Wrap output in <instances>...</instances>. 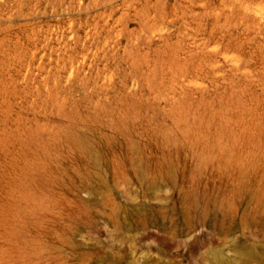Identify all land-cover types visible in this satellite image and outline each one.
<instances>
[{
  "label": "rangeland",
  "instance_id": "1",
  "mask_svg": "<svg viewBox=\"0 0 264 264\" xmlns=\"http://www.w3.org/2000/svg\"><path fill=\"white\" fill-rule=\"evenodd\" d=\"M263 177L264 0H0V264H264Z\"/></svg>",
  "mask_w": 264,
  "mask_h": 264
},
{
  "label": "bare ground",
  "instance_id": "2",
  "mask_svg": "<svg viewBox=\"0 0 264 264\" xmlns=\"http://www.w3.org/2000/svg\"><path fill=\"white\" fill-rule=\"evenodd\" d=\"M263 178H264V177H263ZM262 180H263V179H262ZM214 257H215L216 260H219L220 255H219V254H214Z\"/></svg>",
  "mask_w": 264,
  "mask_h": 264
}]
</instances>
